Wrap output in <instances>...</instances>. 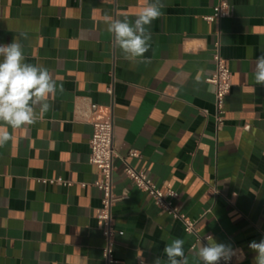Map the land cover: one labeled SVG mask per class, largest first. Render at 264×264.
Wrapping results in <instances>:
<instances>
[{
	"label": "crops",
	"instance_id": "obj_1",
	"mask_svg": "<svg viewBox=\"0 0 264 264\" xmlns=\"http://www.w3.org/2000/svg\"><path fill=\"white\" fill-rule=\"evenodd\" d=\"M220 1L162 0V16L146 26L150 63H132L107 21H134L151 0H0V45L18 39L24 62L43 65L57 83L50 110L9 128L0 147V264H108L100 173L89 161L91 120L105 117L116 150L112 264H167L163 249L176 238L199 264L193 247L208 236L231 244L236 264H254L249 244L264 239V87L253 77L264 54V0H226L230 14L208 20ZM217 41L233 83L220 129L207 81ZM91 103L99 110L88 118ZM128 165L177 191L197 234L156 206L126 176ZM58 177L71 185L41 182Z\"/></svg>",
	"mask_w": 264,
	"mask_h": 264
},
{
	"label": "clouds",
	"instance_id": "obj_2",
	"mask_svg": "<svg viewBox=\"0 0 264 264\" xmlns=\"http://www.w3.org/2000/svg\"><path fill=\"white\" fill-rule=\"evenodd\" d=\"M162 0H151L137 14L134 21L110 19L107 31L113 34L124 58L132 63H150L145 53L151 47V33L148 27L162 16ZM248 55H253L248 50ZM23 46L18 39L10 44L0 45V147L12 139L8 129H19L35 124L51 108L49 100L55 96L57 83L49 70L43 65L25 63ZM253 77L256 85L264 87V54L256 57ZM62 91V85L60 86ZM198 248L193 247L199 264H220L231 261L236 250L231 244L218 243L212 236L204 238ZM185 240L173 239L163 251L167 264H189L184 250ZM249 248L256 252L254 264H264V239L251 241ZM154 264H162L157 258Z\"/></svg>",
	"mask_w": 264,
	"mask_h": 264
},
{
	"label": "built area",
	"instance_id": "obj_3",
	"mask_svg": "<svg viewBox=\"0 0 264 264\" xmlns=\"http://www.w3.org/2000/svg\"><path fill=\"white\" fill-rule=\"evenodd\" d=\"M230 14V5L226 0H221L214 7V14L208 16V20L222 18ZM213 60L215 69L207 78V81L215 85V102L217 106V125L220 129L224 124V114L226 99L232 91V71L229 68L226 59L221 54L220 42L215 43L213 51ZM111 91V89H110ZM99 110V105L91 103L88 111V118L95 115ZM93 124V134L90 139V156L89 161L97 167L100 178L95 181L94 185L102 191V207L99 211L98 218L101 222V228L106 244L103 247V257L108 264L116 262L114 255L115 245V221L112 215V206L114 199V158L116 150L114 146V125L111 117L94 118L91 120ZM131 156H138L139 152L132 150ZM126 176L143 192L148 194L154 204L172 217L180 219L188 233L197 234L196 220L182 213L176 204L178 196L177 191L173 189L163 190L153 179H151L146 171L138 170L128 165L125 168ZM43 183L71 185L70 181L58 177L56 179H41ZM85 186V184L83 183ZM198 239H201L200 237ZM220 264H236L234 257L231 261H221Z\"/></svg>",
	"mask_w": 264,
	"mask_h": 264
}]
</instances>
